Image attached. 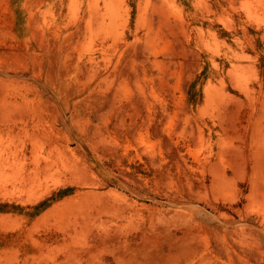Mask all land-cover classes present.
<instances>
[{"label": "rangeland", "instance_id": "rangeland-1", "mask_svg": "<svg viewBox=\"0 0 264 264\" xmlns=\"http://www.w3.org/2000/svg\"><path fill=\"white\" fill-rule=\"evenodd\" d=\"M0 264H264V0H0Z\"/></svg>", "mask_w": 264, "mask_h": 264}]
</instances>
